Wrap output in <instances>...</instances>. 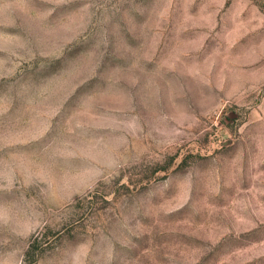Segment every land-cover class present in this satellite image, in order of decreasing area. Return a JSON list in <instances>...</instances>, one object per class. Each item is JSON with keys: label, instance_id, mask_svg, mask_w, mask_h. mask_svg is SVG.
<instances>
[{"label": "rangeland", "instance_id": "obj_1", "mask_svg": "<svg viewBox=\"0 0 264 264\" xmlns=\"http://www.w3.org/2000/svg\"><path fill=\"white\" fill-rule=\"evenodd\" d=\"M0 264H264V0H0Z\"/></svg>", "mask_w": 264, "mask_h": 264}]
</instances>
